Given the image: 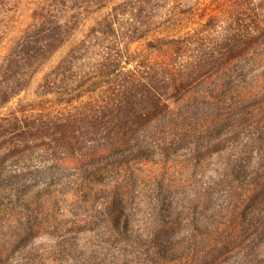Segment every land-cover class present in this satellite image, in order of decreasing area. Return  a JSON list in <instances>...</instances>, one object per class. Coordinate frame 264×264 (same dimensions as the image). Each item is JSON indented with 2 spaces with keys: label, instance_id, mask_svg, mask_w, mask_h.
Instances as JSON below:
<instances>
[{
  "label": "rangeland",
  "instance_id": "1",
  "mask_svg": "<svg viewBox=\"0 0 264 264\" xmlns=\"http://www.w3.org/2000/svg\"><path fill=\"white\" fill-rule=\"evenodd\" d=\"M31 23L58 40L0 108V264H264V185L247 195L264 109L244 104L264 80V0H0V37ZM248 32L258 47L227 60ZM163 37L170 54L147 45ZM127 51L141 66L120 83L153 75L155 118L118 111L115 85L70 100Z\"/></svg>",
  "mask_w": 264,
  "mask_h": 264
},
{
  "label": "trees",
  "instance_id": "2",
  "mask_svg": "<svg viewBox=\"0 0 264 264\" xmlns=\"http://www.w3.org/2000/svg\"><path fill=\"white\" fill-rule=\"evenodd\" d=\"M237 7L243 10V12H247V9L245 5L238 4L237 6H233L232 9L229 11V13L238 11ZM218 15V14H217ZM47 19V17H46ZM57 23V22H56ZM59 24V23H58ZM35 27L32 23L28 24L25 27H22L19 31H16L15 33H8V30L0 37V74H3L6 78H8L10 81H8V86L6 87V90L1 93V99H0V108L6 106L8 103L13 101L14 99H17V97L27 89V85H21V79L22 75L18 73V70L21 66V63L25 65L27 62H29L31 59H37L38 56L41 54H44L45 50H43L45 47H48L51 45V43H55L58 40L57 34L54 33V30L50 31L44 38L39 39L38 37H35V40L31 38L30 36V28ZM264 31V26H262V29ZM46 32V31H44ZM245 40L237 41L235 40V35L228 38V42L226 43L227 51L225 54H228L227 60H232L235 58H240L246 53L250 52L252 49H255L258 47L259 43L255 41L256 36L248 32L245 34ZM61 42V41H60ZM65 42V41H64ZM64 42L61 43V45L58 47L57 50H59ZM173 42L174 39L171 41H167L166 38H156L154 40L147 41V45L149 48L158 47L164 48L163 52L165 54H170L173 48ZM4 43V44H3ZM56 51L52 52V54L56 53ZM47 52H45L46 54ZM126 56L121 61V58L118 59V62L116 64L110 65L112 68L110 71L103 72L101 71L96 75V77H92L88 80V83H80L76 85L74 92L77 91V95L72 96L70 100L74 98H80L87 92H96L100 88L106 89V86L115 85L118 86V89L116 90V98L115 104L118 108V111L128 109V115L133 113L132 115H135L134 117H139L141 119L142 114L140 111V106L142 103H147L149 107V113L147 121L155 118L161 111H157V107L159 106V99H155V94L153 88H150V85L152 86V82L154 84L153 75L147 76L150 81H146L144 78H135L131 81H126L124 83H120L123 78L127 75L128 72L131 70L134 71L137 68H139L141 65L138 64V57L135 51H127ZM51 56V53H50ZM143 62H149L151 60L150 55L147 54L145 56H142ZM168 58V57H167ZM33 62V61H32ZM204 66V65H203ZM134 67V68H133ZM202 67V65H198L195 68H192L190 70V73L187 74V76L195 72L196 70H199ZM31 69L28 68L27 71L29 72ZM177 69L171 65L168 68L167 74L169 75V81L170 83L174 84L175 86L183 83L184 79H181L180 73H177ZM134 75L137 72H133ZM36 75V71L31 70L28 74L29 78L28 80H32L33 77ZM167 75V76H168ZM45 75L44 78H46ZM48 78V77H47ZM121 78V79H120ZM126 79V78H124ZM119 81V82H118ZM74 94V93H73ZM139 94V96H138ZM154 96V97H153ZM22 99V98H21ZM21 99H18L20 102ZM248 99L247 102L244 101V104H250V105H258L259 108L264 109V80L261 85V89L258 90V93L254 94L253 96L246 98ZM243 105V104H242ZM164 107L167 108L168 105L164 104ZM137 108V109H136ZM261 109V110H262ZM140 112V113H139ZM247 119H249V114L246 113ZM120 112L116 113L114 118H120ZM245 118V117H241ZM143 120V119H142ZM137 122V121H135ZM141 126V125H140ZM133 127V126H130ZM138 129V128H137ZM133 129V133L135 130ZM264 167V164H261ZM264 173V170H261ZM257 174L260 172V170L255 171ZM264 185V176L262 178L258 177L257 179H254L253 182H251L250 186L251 189L248 190V193L254 192L256 188H259ZM247 195L244 196V201L248 197Z\"/></svg>",
  "mask_w": 264,
  "mask_h": 264
}]
</instances>
